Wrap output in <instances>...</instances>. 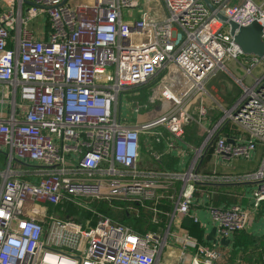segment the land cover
Here are the masks:
<instances>
[{
	"label": "built area",
	"instance_id": "2783aa9c",
	"mask_svg": "<svg viewBox=\"0 0 264 264\" xmlns=\"http://www.w3.org/2000/svg\"><path fill=\"white\" fill-rule=\"evenodd\" d=\"M208 2L212 8L204 0H0V113L7 110L0 115V264H155L165 234L139 233L94 203L136 216L149 211L157 224L166 214L159 199L171 198L177 184L174 214L194 221L202 181L251 180L253 208L264 201V70L252 75L263 62L241 51L221 18L256 21L264 40V0ZM37 19L48 21L46 37L31 27ZM228 61L253 81L238 80V97L193 146L183 132L185 105ZM143 89L147 103L132 100L134 112L156 101L170 109L123 121V96ZM198 113L204 116L202 105ZM225 123L234 134L219 135ZM141 136L153 160L176 142L193 157L184 171L139 168ZM161 142L164 149L152 146ZM257 146L263 155L253 172L198 171L207 147L229 159L251 157ZM208 210L223 236L250 218L237 205ZM176 240L195 249L190 264H215L212 248L186 233Z\"/></svg>",
	"mask_w": 264,
	"mask_h": 264
},
{
	"label": "crops",
	"instance_id": "0c3cea01",
	"mask_svg": "<svg viewBox=\"0 0 264 264\" xmlns=\"http://www.w3.org/2000/svg\"><path fill=\"white\" fill-rule=\"evenodd\" d=\"M31 27L36 29L38 34L42 37H46V34H43L42 31L46 32L48 27L43 19H37L36 22L31 24ZM228 62H234L242 69L241 65L236 61ZM223 73L233 78L235 83L239 86L238 93L228 104L224 105L220 100V97L224 98V96L219 92L218 86L221 75L218 73L216 76L207 80L203 90L185 105V111L188 112L189 117L184 123L183 132L186 142L193 146L199 145L206 134V129L222 115V108L229 107L235 101L241 92V86L238 80H241L243 83L244 78L247 77L244 74L241 79H237L229 70L223 71ZM139 94L138 96L126 95L127 100L123 103L120 110V118L123 121L127 123L146 121L171 107L170 102L161 103L156 101L150 104L148 108L145 109L140 107L137 109V112H134V104L131 103L132 100L129 99L130 97H135L133 100L137 103H147L146 91L143 89ZM206 95L210 97L212 102L209 101L206 103ZM199 105H202L205 109L203 117L199 116ZM2 108L3 112L0 113V115L6 116L7 110L5 106L2 105ZM163 133L166 135V131H163ZM234 133L235 130L229 123H225L219 131V135ZM148 143L149 138L146 136L140 137V158L137 161V166L142 169L184 171L193 157V151L190 150L189 147L183 143L176 142L174 147L169 150L167 149V152L163 154L161 159L153 160L150 158L147 151ZM152 146L159 150L166 147L163 142L153 143ZM262 155L263 147L257 146L251 157L225 159L220 155H216L211 147H207L199 158L198 171L206 175H242L257 170L261 163ZM254 188L255 183L251 180H213L197 183L191 207L192 213L197 218L196 221L191 217L180 216L177 213L174 214L178 184L175 187V191L171 193V198L169 196H163L159 199L158 207L166 214L159 215L160 221L157 224L151 223V213L149 211L140 210L139 212L149 216L150 225L154 227L153 230H147L145 232H156L161 235L165 234L164 245L161 247L159 257L155 264L191 263L195 249L183 247L176 240V236L182 235L183 233L195 239L197 244L215 250L218 253L217 260H214L215 264H264V201L261 202L259 207L253 208L252 193ZM160 192L164 195L170 193V191L165 190ZM233 205L249 210L250 218L244 229L223 236L219 233L218 226L211 218L208 209L210 206H221L226 208ZM52 209L55 210L57 207L53 206ZM189 219L191 221L190 224L197 226L200 232V238L190 235V232L185 226V222H188Z\"/></svg>",
	"mask_w": 264,
	"mask_h": 264
},
{
	"label": "water",
	"instance_id": "95a60500",
	"mask_svg": "<svg viewBox=\"0 0 264 264\" xmlns=\"http://www.w3.org/2000/svg\"><path fill=\"white\" fill-rule=\"evenodd\" d=\"M204 1L210 8H212L208 0ZM221 18L229 25L230 34L233 36L235 43L239 46L241 51L244 54L257 56L264 63V40L262 26L256 21L250 23L249 25L241 26L229 19H226L224 16H221Z\"/></svg>",
	"mask_w": 264,
	"mask_h": 264
},
{
	"label": "trees",
	"instance_id": "16d2710c",
	"mask_svg": "<svg viewBox=\"0 0 264 264\" xmlns=\"http://www.w3.org/2000/svg\"><path fill=\"white\" fill-rule=\"evenodd\" d=\"M45 23L48 27V21H46ZM94 206L97 207V209L103 214L116 219V221H118L119 223L129 226L139 233H144L147 230L154 229V227L150 225L149 216L145 215L142 212H139V215L136 217L132 213H129L127 211L119 212L115 209H112L106 202L94 203ZM69 213L72 214L75 213V211L71 209L69 210ZM190 223V219L188 220V222H185V226L190 232V235L196 238H200V232L198 231L197 226Z\"/></svg>",
	"mask_w": 264,
	"mask_h": 264
},
{
	"label": "rangeland",
	"instance_id": "374dc122",
	"mask_svg": "<svg viewBox=\"0 0 264 264\" xmlns=\"http://www.w3.org/2000/svg\"><path fill=\"white\" fill-rule=\"evenodd\" d=\"M225 68H226L227 71L228 70L231 71L233 76L236 77L237 79H241L243 77V75H244V71H242V69H240L238 67V65H236L234 62H226L225 63ZM263 70H264V63H261L258 68H255L253 70L252 75L254 77H258V76H260L262 74ZM219 73H220L219 75H221L220 76L221 80H220L219 86H218L219 87V92L222 93L223 96H224V98L220 97L221 98L220 100H221V103L225 105V104H228L229 101L232 100V98H234L235 95L238 93L239 86L235 83L234 79L231 78L228 74L223 73L222 71H220ZM252 81H253L252 80V76H247L246 78H244L243 84L245 86H250ZM134 98L135 97H133V98L130 97L129 99L133 100ZM205 99H206V103H208L209 101L212 102L210 97H208V95L205 96ZM126 100H127V97H126V95H124L123 98H122V102L125 103ZM67 214L69 215V211L66 212V215Z\"/></svg>",
	"mask_w": 264,
	"mask_h": 264
}]
</instances>
